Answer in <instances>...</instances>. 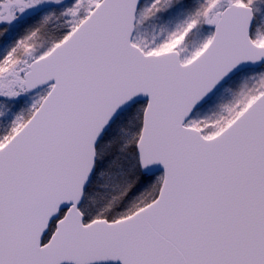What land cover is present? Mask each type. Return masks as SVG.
Returning <instances> with one entry per match:
<instances>
[{
    "label": "snow or ice",
    "instance_id": "6c2138e0",
    "mask_svg": "<svg viewBox=\"0 0 264 264\" xmlns=\"http://www.w3.org/2000/svg\"><path fill=\"white\" fill-rule=\"evenodd\" d=\"M0 264H264V0H0Z\"/></svg>",
    "mask_w": 264,
    "mask_h": 264
}]
</instances>
